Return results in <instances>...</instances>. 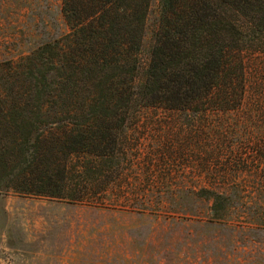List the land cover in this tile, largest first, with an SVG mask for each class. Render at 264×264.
I'll list each match as a JSON object with an SVG mask.
<instances>
[{"label": "rangeland", "instance_id": "374dc122", "mask_svg": "<svg viewBox=\"0 0 264 264\" xmlns=\"http://www.w3.org/2000/svg\"><path fill=\"white\" fill-rule=\"evenodd\" d=\"M160 1L149 0L141 70ZM68 30L62 0H0V65ZM252 40L240 108L204 125L179 110L136 108L112 130L114 163L71 177L82 200L4 188L0 156V264H264V34ZM60 104L75 110L70 97Z\"/></svg>", "mask_w": 264, "mask_h": 264}, {"label": "trees", "instance_id": "16d2710c", "mask_svg": "<svg viewBox=\"0 0 264 264\" xmlns=\"http://www.w3.org/2000/svg\"><path fill=\"white\" fill-rule=\"evenodd\" d=\"M160 2L143 70L149 0H62L68 32L0 65L4 188L82 200V191L70 189L71 177L87 175L98 161L114 163L112 130L125 127L136 108L179 110L204 125L206 117L242 106L243 52L264 34V0ZM65 97L75 110L61 106ZM91 112L98 113L78 120ZM63 114L73 120L63 121Z\"/></svg>", "mask_w": 264, "mask_h": 264}]
</instances>
